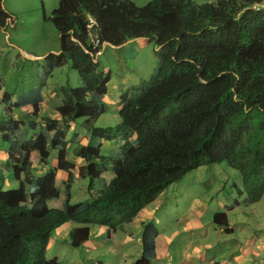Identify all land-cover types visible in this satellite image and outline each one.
<instances>
[{"label": "trees", "instance_id": "trees-1", "mask_svg": "<svg viewBox=\"0 0 264 264\" xmlns=\"http://www.w3.org/2000/svg\"><path fill=\"white\" fill-rule=\"evenodd\" d=\"M91 19L100 41L95 48L88 30ZM10 20L0 0V30ZM49 20L60 35L61 53L58 62L46 58V74L71 62L81 86H61L51 100L61 120L49 119L44 125L16 120L12 95H3L7 115L0 121V133L9 149L0 159V264H61L49 261L47 252L53 233L64 224L79 225L69 237L79 248L93 227L122 228L189 172L212 164L227 162L240 173L237 192L246 203L262 200L264 0H151L144 6L132 0H59ZM139 38L154 42L156 82L140 100L124 93L120 124L99 128L111 74L99 71L95 54L105 43L121 46ZM42 86L22 96L17 107L31 105L37 116ZM80 119L89 142L76 152L84 162L77 168L68 149L79 135L66 139L63 134ZM128 129L136 134L124 148L132 147L131 152L103 155L102 142ZM29 130L35 131L32 136ZM51 150L58 151L59 169L68 174L65 196L71 195L77 179H88L91 199L66 203L63 209L49 205L58 199L56 177L52 172L36 177L31 156L47 161ZM109 169L111 181L105 175ZM7 172L13 173L18 188L6 189ZM157 235L154 223L145 226L143 254L136 264H151Z\"/></svg>", "mask_w": 264, "mask_h": 264}, {"label": "crops", "instance_id": "crops-1", "mask_svg": "<svg viewBox=\"0 0 264 264\" xmlns=\"http://www.w3.org/2000/svg\"><path fill=\"white\" fill-rule=\"evenodd\" d=\"M152 44L154 42L147 38L133 39L121 46L106 43L95 54V62L99 71L111 74L108 93L104 98L106 113L102 115L103 118L112 114L115 107L116 112L113 114L119 116V103L124 93L140 100L155 84L157 62L153 66L151 59L148 67L146 59L141 61L139 58L140 52L137 49L144 51ZM0 45L4 49L18 48L17 58L43 61L44 65L46 58L51 57L48 55L51 51L58 59L61 53L60 50L55 49L42 55L27 53L10 41L6 30H0ZM107 53L108 58L106 57ZM52 60L55 62V59L52 58ZM41 85H43L42 102L39 103L38 115L35 117L42 124H46L49 119L60 121L61 117L53 108L51 100L60 92L61 86L46 94L43 92L44 82ZM26 100L25 96L23 101ZM20 102L21 98L15 103L12 100L13 109ZM109 106L113 109L110 110ZM21 108L32 115L31 105ZM15 112L13 110L12 113L16 120L33 121L26 119L25 114H15ZM102 116L99 119H102ZM119 124L120 120H117L115 127ZM73 125L75 126V122L71 123V127ZM111 129L113 127L108 128V130ZM135 139L136 134L128 129L121 135H115L113 140H104L102 150L106 149L110 153L116 147L121 150ZM76 142H79V146L74 152V161L71 162L78 168L84 162L77 158L76 152L79 147L88 144L89 131L82 137L79 135ZM6 155L7 152L0 151L1 160L5 159ZM56 167L58 169L57 176L52 174L56 177L57 184H63L67 180L68 174L59 169L58 161ZM61 171L66 173V176H63ZM59 174H61V178H58ZM44 175L40 174V176ZM10 182L16 183L13 174ZM217 182L219 186L213 194V184ZM199 183L201 188L206 191L205 193L186 190L184 194L172 195L167 189L155 202L143 209L132 222L125 224L122 228L109 231L108 227L101 226L97 231H94L93 227L89 240L75 249L87 247L89 251L102 253L103 261L94 262V264H136L143 254L145 226L154 223L158 229V235L155 238V258L151 264H264V228H262L264 225V197L258 203H246L245 197H240L237 192L242 187V177L239 179V184L230 187L231 191L229 192H224L225 185H220L221 179L216 174L211 176L207 185ZM205 196L206 198H204ZM254 205H258V207L251 208ZM255 213H258L263 219V225L257 223L254 226L251 215ZM167 221H173L174 226L164 227ZM77 227H79L78 224L70 222L60 227L56 231L57 238L51 237L48 251L57 241H66L72 230ZM69 243L71 245L70 241ZM106 246H108L107 249ZM111 259L113 261H110ZM91 261L86 259L85 264H91Z\"/></svg>", "mask_w": 264, "mask_h": 264}, {"label": "rangeland", "instance_id": "rangeland-1", "mask_svg": "<svg viewBox=\"0 0 264 264\" xmlns=\"http://www.w3.org/2000/svg\"><path fill=\"white\" fill-rule=\"evenodd\" d=\"M132 1L137 6H144L151 0ZM192 1L197 4H217L218 2V0ZM58 5L59 0H4V7L11 15V20L8 22V26L6 28L10 41L15 43L16 46L22 48L27 53L36 55H42L53 49L61 51L60 35L49 20L52 17L53 12L58 8ZM137 49L140 52L139 58L141 61L146 59L145 61L148 67L151 63V59L153 60V66L155 65V62H157L156 64L158 66V54L154 44L144 51H141L139 48ZM18 53V48L8 47L7 49H4L0 45V80L3 85V92L0 95V121L5 120L7 115L4 108L5 105L2 103L3 94L5 92L12 95L13 103H15L19 101L24 94H30L32 91L40 89L43 82V92L46 94L49 91L58 89L59 86L65 84H69L74 88H79L81 86L78 73L71 62H68L61 68H56L53 71H50L47 75L46 72L48 69L45 67L43 61L24 58L21 59L20 57L17 58ZM48 55L55 59V61H59L57 56L53 54V51H51ZM107 56L108 53L106 54V57ZM108 108L110 110L113 109L111 106ZM13 110L16 111L15 114H25L26 119L35 120L36 122L42 124L37 117L25 112L20 107H16ZM113 112H116V107L112 110V114H108L104 118L102 116V119L97 121L96 126L105 130H108V128L111 127L114 128L117 120L120 119L119 116H114ZM83 121V119L76 121L75 126L73 125V127H70L68 130L69 132L64 133L63 137L70 139L73 134H79L81 137L85 135L87 133V129L83 126ZM28 132L29 136H32L35 131L29 130ZM3 135L0 133V151L5 153L9 149V142L7 141L6 136ZM78 146L79 142L70 145L68 149V159L70 161H74V152ZM131 150L132 147L126 149L121 148V150L116 147L113 152L128 154ZM102 154L106 156L109 155L110 152L104 149L102 150ZM57 157V150H51L50 157L47 161H40L35 155H33L31 159L33 163H37L33 166V174L38 177L40 174L42 175L52 172L55 176H57ZM38 162H40L39 165ZM61 173L63 176H66V173L62 171ZM214 174L221 179L220 185H225L224 192L231 191L230 187L232 185L234 186L235 184H239V179L241 178V175L237 170L233 169L227 162H223L221 164H212L200 167L189 172L182 180L171 185L167 191L172 195L184 194L186 190H189L190 192L200 191L205 193L206 191L201 188L199 182L207 185V181ZM105 175L108 178V181L113 179V172L111 169H109ZM11 177L12 173L7 172V183L10 184H7L6 189L18 188L17 182L15 184L10 182ZM58 178H61V174L58 175ZM88 185V179H77L73 185L71 195L67 197L63 193L64 185L58 183V199L51 200L49 205L55 209H63L66 203L76 204L91 199ZM213 186V194H215L219 183L217 182L213 184ZM204 198H206V196ZM255 207H258V205L251 206V208ZM251 218L254 226H256L257 223L263 225V219L258 213L251 215ZM173 226V221H167L164 227L171 228ZM262 228H264V225ZM97 229H99V227H94V231H97ZM52 236L57 238V232H54ZM107 248L108 246H106V249ZM47 259L51 262L61 264H85V260L89 259L92 260L91 264H94V262L103 261V254L89 251L87 247L75 249L70 245L69 237H67L66 241H57V243L49 249ZM110 261L113 260L111 259Z\"/></svg>", "mask_w": 264, "mask_h": 264}, {"label": "built area", "instance_id": "built-area-1", "mask_svg": "<svg viewBox=\"0 0 264 264\" xmlns=\"http://www.w3.org/2000/svg\"><path fill=\"white\" fill-rule=\"evenodd\" d=\"M95 21L91 19L88 25L89 35L95 47L100 45L99 36L95 33Z\"/></svg>", "mask_w": 264, "mask_h": 264}, {"label": "clouds", "instance_id": "clouds-1", "mask_svg": "<svg viewBox=\"0 0 264 264\" xmlns=\"http://www.w3.org/2000/svg\"><path fill=\"white\" fill-rule=\"evenodd\" d=\"M93 43V42H92ZM106 44V43H105ZM108 44V43H107ZM93 45H94V43H93ZM104 45V44H103ZM100 46V45H99ZM98 47V46H97ZM94 48H95V45H94ZM4 95V94H3ZM3 100V99H2ZM11 101H12V99H11ZM2 103H3V101H2ZM32 157V156H31ZM6 158V157H5ZM2 160H4V159H2ZM13 174V173H12ZM8 179V178H7ZM7 184H9V183H7Z\"/></svg>", "mask_w": 264, "mask_h": 264}]
</instances>
